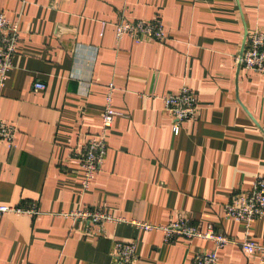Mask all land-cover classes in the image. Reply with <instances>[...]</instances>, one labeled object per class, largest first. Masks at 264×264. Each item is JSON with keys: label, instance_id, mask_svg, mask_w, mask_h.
Wrapping results in <instances>:
<instances>
[{"label": "crops", "instance_id": "obj_1", "mask_svg": "<svg viewBox=\"0 0 264 264\" xmlns=\"http://www.w3.org/2000/svg\"><path fill=\"white\" fill-rule=\"evenodd\" d=\"M20 25L12 70L0 86V204L38 213L0 215V264H124L117 242H136L133 264H192L212 240L164 239L133 221L181 215L233 239L218 264H264L246 255L243 222L227 218L234 194L264 176V74L239 66L246 32L264 30V0H0ZM160 16L167 37L116 40L121 19ZM46 84L45 89L35 86ZM117 111L102 171L81 191L79 152L101 128L109 83ZM190 86L197 118L174 132L163 96ZM102 208L104 231L66 213ZM251 237L264 243V218Z\"/></svg>", "mask_w": 264, "mask_h": 264}, {"label": "built area", "instance_id": "obj_2", "mask_svg": "<svg viewBox=\"0 0 264 264\" xmlns=\"http://www.w3.org/2000/svg\"><path fill=\"white\" fill-rule=\"evenodd\" d=\"M124 36H129L136 42H141L146 37L160 41L167 37L160 16L150 20H119L116 24L117 42ZM19 40V22L10 20L5 12L0 10V86L5 84L8 73L13 68ZM238 62L248 70L264 74L263 29H255L248 34L244 52L238 58ZM35 86L45 89L46 84L38 81ZM115 90V84L113 82L109 83L104 110L101 115V128L98 132L89 136L79 152L80 165L83 169L82 192L90 188L91 183L103 168L108 150V133L117 115L114 108ZM162 98L166 108L174 117L173 129L175 133L180 131L182 123L197 118L198 97L190 86L184 85L178 92L166 94ZM16 130L14 124L0 119V141H5L10 148L14 146ZM7 213H38V210L35 204L31 206L0 204V215ZM66 214L86 220L90 228L96 227L99 232L104 231L105 222L124 220V218L114 216L102 208L84 207ZM225 215L227 218L245 224L247 237L240 242V246L246 255H257L264 263V243L255 241L250 234L253 223L264 218V176H257L251 189L234 194L225 205ZM133 222L144 230H162L164 239L167 242H173L178 237L212 240L215 248L196 253L192 258V264H218V249L233 241L226 233L217 229L215 224L209 223L206 229L202 230L187 215H181L177 220L166 225L146 221ZM117 249L118 260L121 263L133 264L138 259L135 240L119 241L117 242Z\"/></svg>", "mask_w": 264, "mask_h": 264}, {"label": "water", "instance_id": "obj_3", "mask_svg": "<svg viewBox=\"0 0 264 264\" xmlns=\"http://www.w3.org/2000/svg\"><path fill=\"white\" fill-rule=\"evenodd\" d=\"M247 36H248V31L246 32V36H245V40H244V44H243V48H242V52H241V54H240V57L242 56V54H243V52H244L245 45H246V40H247ZM239 66H241V65L239 64Z\"/></svg>", "mask_w": 264, "mask_h": 264}]
</instances>
